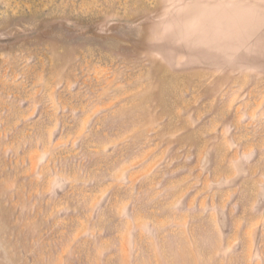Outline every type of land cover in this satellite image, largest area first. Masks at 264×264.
<instances>
[{"label": "rangeland", "instance_id": "1", "mask_svg": "<svg viewBox=\"0 0 264 264\" xmlns=\"http://www.w3.org/2000/svg\"><path fill=\"white\" fill-rule=\"evenodd\" d=\"M0 264H264V0H0Z\"/></svg>", "mask_w": 264, "mask_h": 264}]
</instances>
